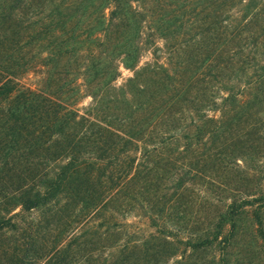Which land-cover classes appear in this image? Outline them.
<instances>
[{
    "label": "trees",
    "instance_id": "1",
    "mask_svg": "<svg viewBox=\"0 0 264 264\" xmlns=\"http://www.w3.org/2000/svg\"><path fill=\"white\" fill-rule=\"evenodd\" d=\"M205 1L213 4L209 11L218 18L217 44L206 59L221 46L244 42L251 17L264 7V0ZM143 2L70 0L63 5L62 0H0V264L88 263L68 253L54 234L43 242L40 216L27 220L23 214L51 216L53 210L74 208L69 222L78 232L82 218L104 209L133 181L140 142L150 146L144 147L142 157L148 161L159 151L157 144L167 139L166 131H151L163 119L165 106L152 109L151 96L145 101L138 97L148 90L145 75L156 69L170 75L158 39L174 32L163 26V18L147 13ZM207 13L204 9L203 16ZM9 29L17 42L8 39L11 45L5 46ZM209 45L210 40L205 46ZM149 52L154 60L140 65ZM121 68L132 75L117 84ZM86 97L91 101L83 105ZM117 101L125 106L119 110H128L121 118L111 113ZM241 206L234 203L212 230L189 236L187 247L223 245L224 250ZM110 214L104 218L106 227L114 218ZM252 220L263 236L259 208L252 210ZM32 222L37 223L33 230L27 226ZM100 224L93 227L98 231ZM18 229L20 237L15 235ZM85 233L79 231L74 238ZM219 264L228 263L222 257Z\"/></svg>",
    "mask_w": 264,
    "mask_h": 264
},
{
    "label": "rangeland",
    "instance_id": "2",
    "mask_svg": "<svg viewBox=\"0 0 264 264\" xmlns=\"http://www.w3.org/2000/svg\"><path fill=\"white\" fill-rule=\"evenodd\" d=\"M62 1L64 5L70 0ZM141 5L153 17L163 18V26L174 32L168 39H158L170 75L163 69L145 75L148 90L138 97L145 101L151 96L152 109L165 106L163 119L151 131H166L167 139L157 144L159 151L148 161L142 157L144 147L150 146L140 142L136 151L141 158L133 181L104 209L81 219L78 232L86 231L83 237L74 238L78 232L69 222L74 208L53 210L51 216L26 212L23 217L40 216L43 242L56 235L68 253L77 254L86 264H219L222 257L228 264H264V235L258 234L252 220V210L259 208L264 225V7L251 17L244 42L221 46L206 59L217 44L218 18L209 11L213 4L144 0ZM181 23L186 25L179 28ZM152 25L156 27L155 21ZM4 34L5 46L11 45L8 39L17 42L10 29ZM209 40L212 45L206 47ZM153 57L146 53L140 65ZM131 75L121 68L116 83ZM90 101L86 97L82 104ZM119 103L111 113L121 118L128 110H119ZM256 197L260 199L247 202ZM234 203L242 206L224 250L223 245L187 247L189 236L212 230ZM110 211L114 218L106 227L104 218ZM100 223L103 226L97 231L93 225ZM28 225L31 230L37 227L36 222ZM21 232L18 229L15 235L20 237Z\"/></svg>",
    "mask_w": 264,
    "mask_h": 264
}]
</instances>
